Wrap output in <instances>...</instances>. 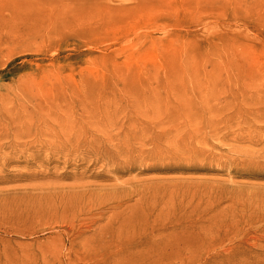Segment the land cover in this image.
<instances>
[{
	"label": "rangeland",
	"instance_id": "obj_1",
	"mask_svg": "<svg viewBox=\"0 0 264 264\" xmlns=\"http://www.w3.org/2000/svg\"><path fill=\"white\" fill-rule=\"evenodd\" d=\"M0 264H264V0H0Z\"/></svg>",
	"mask_w": 264,
	"mask_h": 264
},
{
	"label": "bare ground",
	"instance_id": "obj_2",
	"mask_svg": "<svg viewBox=\"0 0 264 264\" xmlns=\"http://www.w3.org/2000/svg\"><path fill=\"white\" fill-rule=\"evenodd\" d=\"M82 97V96H81ZM86 113H88V114H91V116L90 117H93L94 115H98L99 113L97 112V110H90V109H88V108H86L84 111H83V114H86ZM145 113H148L147 111H145ZM83 114L81 115V117H83ZM17 114H12V117L13 116H16ZM114 123V126H116V127H118L119 126V123L118 122H113ZM131 128H133V125L131 124V123H127V122H125L124 124H121L120 125V129L121 130H124V129H126V130H129V129H131ZM112 136H109L106 140L107 141H112ZM94 142H96V143H100V142H103V140H100V139H93L92 140V143L91 144H93ZM128 148L129 147H127L126 149H125V152L128 150ZM97 156V155H96ZM153 236H155V234H151V236H149V239H152V237Z\"/></svg>",
	"mask_w": 264,
	"mask_h": 264
}]
</instances>
